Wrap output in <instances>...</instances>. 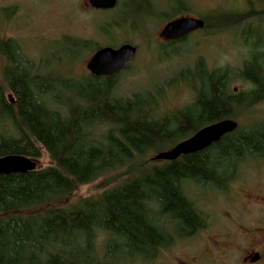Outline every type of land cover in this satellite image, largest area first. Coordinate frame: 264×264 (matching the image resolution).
<instances>
[{
    "label": "trees",
    "instance_id": "trees-1",
    "mask_svg": "<svg viewBox=\"0 0 264 264\" xmlns=\"http://www.w3.org/2000/svg\"><path fill=\"white\" fill-rule=\"evenodd\" d=\"M259 2L264 5V0ZM180 9L177 3L174 14ZM247 14L204 18L203 31L236 30ZM65 41L73 50L91 45ZM260 45L238 70L210 71L197 59L193 70L198 83L188 86L194 102L159 115L150 93L116 98L117 75L89 74L81 80L42 75L25 64L14 42H0L9 65L3 77L10 94L7 98L0 85V158L38 160L42 148L51 161L26 174L0 175V264L151 261L173 237L188 238L203 229L205 217L185 194L184 185L224 192L242 162L264 160V121L244 128L238 124L217 143L173 162L147 166L145 158L259 104L264 98ZM71 51L63 50L66 57H72ZM235 80L247 83L250 90H231ZM131 164L136 166L134 177L98 197L70 203L78 186ZM32 210L36 213H21ZM100 235L106 237L101 254L95 244Z\"/></svg>",
    "mask_w": 264,
    "mask_h": 264
},
{
    "label": "rangeland",
    "instance_id": "rangeland-1",
    "mask_svg": "<svg viewBox=\"0 0 264 264\" xmlns=\"http://www.w3.org/2000/svg\"><path fill=\"white\" fill-rule=\"evenodd\" d=\"M86 2L0 0V42H14L25 64L35 68V73L74 80L89 76L86 65L99 48L130 44L136 48V54L129 68L117 74L113 95L129 98L136 93H150L156 98L159 115H170L194 102V92L188 86L198 83L193 70L197 59H202L210 71L238 70L256 52L258 42L259 47L263 46L259 52L264 53V5L259 0H155L148 14L129 8L127 21L119 16L118 11L125 13L120 7L113 13L101 12L88 10ZM177 3L181 9L174 14ZM222 14L249 16L236 30H202L173 45L160 36L170 21L182 17L210 21L213 16L217 18ZM66 38L90 42V48L73 50ZM64 49H71L72 57H66ZM73 57L76 58L69 62ZM8 66L0 52V85L7 98L10 94L6 91L3 72ZM230 89L241 93L249 91L250 86L235 80ZM234 121L242 128L253 121H264V98L246 112H238ZM39 149L38 168L43 169L50 166L51 161L47 153ZM155 155H146L147 166L161 164L162 161L153 160ZM134 168L135 164H131L78 186L70 203L98 197L121 185L135 176ZM184 192L205 217L204 228L188 238L173 237L171 245L160 250L154 260L137 259L121 264H178L180 260L192 259L196 264L202 261H206L205 264H244L248 254L261 251L252 243L264 239V235L256 234L260 233L256 231L258 228L264 229V206L251 203L258 196L264 198V160L242 162L224 192L192 183L184 185ZM21 213L27 215L36 211ZM105 243L106 237L100 235L95 243L99 254L103 253ZM258 264H264V257Z\"/></svg>",
    "mask_w": 264,
    "mask_h": 264
},
{
    "label": "water",
    "instance_id": "water-1",
    "mask_svg": "<svg viewBox=\"0 0 264 264\" xmlns=\"http://www.w3.org/2000/svg\"><path fill=\"white\" fill-rule=\"evenodd\" d=\"M115 3L116 0H89L93 8L103 10L112 9ZM204 27L205 22L202 19L182 17L168 22L161 30L160 36L165 41L177 42L202 31ZM135 54L136 48L130 44H123L117 48H99L89 59L86 69L94 77H111L126 71ZM237 127L238 123L231 119L206 126L170 150L156 154L153 160L173 162L181 156L195 154L217 143L225 135L234 132ZM37 169V160L24 156L8 155L0 158V175L26 174ZM257 258L255 256L252 261L255 262Z\"/></svg>",
    "mask_w": 264,
    "mask_h": 264
},
{
    "label": "flooded vegetation",
    "instance_id": "flooded-vegetation-1",
    "mask_svg": "<svg viewBox=\"0 0 264 264\" xmlns=\"http://www.w3.org/2000/svg\"><path fill=\"white\" fill-rule=\"evenodd\" d=\"M155 0H116V3H115V6L112 8V9H107V10H103V9H95L93 8L90 4H89V0H87L86 2V5L87 6V9H92V10H95V11H101V12H108V13H113L115 12L119 7L123 10H125V13L124 14H121V11H118L119 13V16H121V18L123 19V21H127V11L132 8L134 9H137L138 11L140 12H144L143 10H146V8L148 10H151V8H154V3ZM152 4L154 6H152ZM117 23V22H115ZM168 42V41H166ZM169 43H172V42H169ZM257 203V204H261L264 206V198H261V197H256L254 199V201H252L251 204L253 203ZM263 225H264V222H262ZM264 229H261V228H258L256 231H260V233H256L257 235L260 234L261 235H264L262 232ZM254 245H257L258 247H260L261 251H255L254 253L252 254H248L247 257L244 258V264H258L262 258L264 257V239L263 240H259V241H253ZM257 256V260L254 262L252 261V259ZM205 256L202 258L204 260ZM206 261H202V264H205ZM178 264H196L195 263V260L192 259L190 261H184V260H180L178 262Z\"/></svg>",
    "mask_w": 264,
    "mask_h": 264
}]
</instances>
